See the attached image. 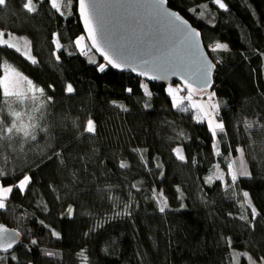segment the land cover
I'll list each match as a JSON object with an SVG mask.
<instances>
[{
    "label": "trees",
    "instance_id": "trees-1",
    "mask_svg": "<svg viewBox=\"0 0 264 264\" xmlns=\"http://www.w3.org/2000/svg\"><path fill=\"white\" fill-rule=\"evenodd\" d=\"M224 2L226 11L212 0H169L172 8L201 31L205 47L217 63L211 92L216 93L221 106L218 116L227 132L220 150L228 155L231 145L250 153L253 175L241 177L236 191H248L261 213L255 230L238 218L242 210L236 201L240 197L234 200L222 181L205 183V177L215 171L214 164L219 163L226 172L227 162L214 155L211 132L206 122L196 121L195 109L181 112L174 108L169 86L147 83L109 66L100 72L99 65L105 62L96 52L80 54L71 43L84 35L78 0H73L71 14L65 11L64 16L48 4L37 14H25L20 0H9L6 8H0V28L32 41L31 54L40 63L32 65L11 49L0 48V56L43 87L53 101L45 109V119L37 121L48 128L47 133L37 130L35 141L21 140L0 151V169L9 173L0 178L5 186L14 184L24 173L32 176L30 190L23 194L15 190L9 207L0 210V224L23 236L15 249L18 260L9 258L7 264H81L77 256L81 249L86 250L90 264H232L231 249L223 237L232 238L233 249L254 257L264 255V135L253 128L256 143L250 148L249 137L239 123L247 119L264 124L260 119L264 117V57L259 55L264 53V0ZM205 4V16L198 19ZM194 7L195 14L189 11ZM56 32L62 34L65 45L59 61L53 55L52 34ZM217 42L228 44L229 50L212 52L209 46ZM93 57L97 59L94 69L99 72L95 78H83ZM141 82L153 93L150 100ZM67 83L76 92L67 94ZM128 88L132 93L126 91ZM113 100L128 111L112 105ZM146 102L151 107L144 108ZM89 115L97 123L96 136L81 135L82 128L73 126V121L82 124ZM23 118L27 122V116ZM177 146L183 148L187 161L176 158L172 149ZM134 148L147 150L143 153L147 165ZM53 151L61 152L63 164ZM237 155L231 153L233 158ZM120 161L129 167L120 168ZM156 163L163 168H156ZM177 186L183 193L182 201L177 198ZM153 188L163 189L168 197L165 213H160L149 198ZM126 203L132 204L131 215L115 216L125 210ZM181 203L186 207L181 208ZM69 205L75 209L71 218L61 215ZM39 221L59 232L61 238L53 237ZM98 223L103 227L90 231ZM32 239L38 245H32ZM46 252L54 255H44ZM240 264L247 261L241 257Z\"/></svg>",
    "mask_w": 264,
    "mask_h": 264
},
{
    "label": "snow or ice",
    "instance_id": "snow-or-ice-1",
    "mask_svg": "<svg viewBox=\"0 0 264 264\" xmlns=\"http://www.w3.org/2000/svg\"><path fill=\"white\" fill-rule=\"evenodd\" d=\"M9 0H0V8H6L8 6ZM218 9L228 10V5L224 0H212ZM44 4H48L51 9L64 16L65 11L71 14V9L73 7V0H20L19 7L24 11L25 14H37ZM169 4V0H150L146 5H141L145 7L149 12L157 16L164 24V26L181 36V45L183 52L181 55H174L172 53H163L156 57L155 59L149 57L145 58L141 56L139 59L144 66V70L138 72V75L145 77L147 80H166L169 75H177L178 73L183 74L186 71H192L193 75L196 77L199 88L194 89L193 84L188 80H184L183 75L181 79L184 80V85L187 90L186 96H179L180 91L185 90V88H173L169 85L167 91L169 96L172 98V106L181 112H188L190 109L195 108L196 115L195 119L198 123L206 122L208 129L211 132L213 138V149L214 155L221 157L222 161H226V172L221 170L220 164H214V172H211L205 177V183L212 185L215 181L224 182V189L228 194L235 200L236 197H240L236 202L239 204L242 210L239 215L241 221H245L247 226L251 230H255L257 227V217L261 216L248 191L237 192L238 181L241 177H251L253 172L249 169V159L250 153L246 152L244 147L237 146L235 149L228 146V155H225L220 150V144L224 141V137L227 135L225 122L222 118L218 117L220 111V104L218 102H213L215 97V91L207 94V101L204 103L197 102L193 100V93L195 91L204 92L213 86L211 76L213 70L217 67V63L208 60L201 50L200 36L201 32L195 27L189 24L188 20L180 15L179 12L172 11L166 5ZM102 7L97 0H78V11L84 23V28L86 30V36H77L71 41L72 44L79 50L80 54L87 56L88 52L94 48L97 52H100L106 63H101L99 65V71L104 72L108 66L116 69L130 68L131 71L137 72V68L132 66L130 55L122 50L121 46L112 38H109L105 33L103 21L100 19L99 9ZM205 9L207 5L201 6V10L197 16L198 19H202L205 16ZM192 13H197V8L189 9ZM95 20V22H94ZM61 33L56 32L52 34V42L55 45V51L53 55L56 61L61 59L59 53H61L65 45L61 42ZM91 42V47L84 43L85 39ZM21 41L23 45L21 46ZM32 41L26 37L17 36L11 31H6L0 28V48L11 49L16 53L23 55L32 65H37L40 61L35 55L31 54ZM105 46L111 50L112 54L106 50ZM212 52H217L218 50H229V46L226 43H215L209 46ZM72 53H69L71 55ZM261 57H264V53H259ZM91 63H96L95 60L90 58ZM0 67L3 68V75H0V151L6 148H10L13 143H20L21 140L24 141H35L37 130L41 132H48L46 126L42 127L37 121L45 119V109L53 101V97L46 94V90L35 84V82L29 77L23 75L21 72L12 68L3 57L0 56ZM194 69V71H193ZM156 73V74H152ZM53 85H49L48 88H53ZM140 87L143 90L145 96L150 100L153 93L149 90V86L146 82H141ZM64 91L67 94H73L76 89L71 83L65 85ZM127 92L132 93V89H126ZM189 101L190 103L185 105L184 101ZM111 104L119 108L121 111L127 112V107L118 102L111 101ZM17 107L21 110H16ZM151 107V104L146 102L144 108ZM38 114V115H37ZM24 116H27V122L24 120ZM264 119V117H260ZM239 123L243 125L244 131L249 137V147L251 148L254 143L252 129L256 128L258 130V135H264V124H261L259 120L249 121L247 119L241 120ZM73 126L78 130L82 128L80 134L85 133L90 136H96L98 134V126L94 119L89 115L82 124H76L73 121ZM239 131V129H237ZM182 136L183 133H180ZM219 136V138H218ZM133 152L140 155L141 160L147 165L148 161L144 159L143 153L146 149H132ZM238 155L233 158L231 156L232 152ZM176 158L179 161H187V157L184 155V150L182 147L177 146L172 149ZM264 153V149H262ZM53 155L60 161L61 164L64 163L61 152L53 151ZM49 159L52 157L49 156ZM155 159V158H153ZM254 159V157H253ZM192 163L195 164V158L192 159ZM156 168L162 169L163 165L156 163ZM120 168L129 167L126 161H120ZM8 172L0 169V178L7 177ZM163 171L160 172V176H163ZM226 176L229 178L226 180ZM32 183V176L24 173L22 178L17 179L14 184L5 186L0 182V210H6L9 207V197L18 190L23 194L29 189V185ZM132 188H136L133 184ZM139 191V189H137ZM178 199L183 200V193L181 192L179 186H177ZM152 194L149 197L153 200L157 206L160 213H165L169 208L168 197L165 195L163 189L153 188L151 190ZM59 198V197H57ZM111 199V197H109ZM46 207V206H45ZM124 211L116 212L115 216L121 215H131L129 209L132 208L131 203H126L123 205ZM181 208L186 207L183 203L180 205ZM250 210V214H249ZM75 213V209L72 205H69L65 211L61 214L66 215L71 218ZM232 216V213H228ZM41 225L48 228L50 234L57 239L61 238V234L51 229L50 226L44 225V221H39ZM103 227V224L98 223L90 231H95L96 228ZM20 233L16 230L9 229L3 224H0V253L5 255H0V264H7L8 259L12 261H17L18 257L15 252L14 246L20 242ZM87 235V233H86ZM225 244L231 249L229 255L231 256L232 264H240L241 257L247 261V264H264V255L254 257L250 252L238 251L232 248V238L223 237ZM32 245H38L36 239L30 241ZM27 248V245H25ZM31 251V249H28ZM107 251V249H104ZM44 255L52 256L54 253L46 252ZM77 256L81 258V264H90L88 256L85 249H81L77 253ZM28 264H31L29 261Z\"/></svg>",
    "mask_w": 264,
    "mask_h": 264
},
{
    "label": "water",
    "instance_id": "water-1",
    "mask_svg": "<svg viewBox=\"0 0 264 264\" xmlns=\"http://www.w3.org/2000/svg\"><path fill=\"white\" fill-rule=\"evenodd\" d=\"M97 2L102 5V7L99 9V14L100 19L103 21L106 35H108L109 38L114 39L121 46L122 50H125L130 55L132 66L137 68V72H133L127 67L123 69H116L111 66L109 67H111L116 72L118 71L120 73L127 74L131 73L138 79L141 78L147 83H157L163 84L165 86L171 85L172 83H179L181 86L185 87L184 80H188L193 84L194 89L199 88L198 81L193 75L192 71H186L183 74L178 73L177 75H169L166 80L156 81L147 80L145 77L138 75L139 71L144 70V66L139 59L141 56L155 59L163 53L181 55L183 52L182 45L180 43L182 39L181 36L178 33L167 29L157 16L151 14L145 7H141V5H146L149 3L150 0H97ZM166 7L172 11L178 12L170 6V3L166 5ZM180 15L183 16L182 13H180ZM184 18L187 19L186 17ZM80 22L82 23L84 34L86 35V30L84 28V23L81 16ZM188 22L197 29V27L194 26L191 21L188 20ZM87 41L91 46V42L89 40ZM200 42L201 50L206 58L216 63L215 60H212L209 51L205 47L202 33L200 36ZM105 48L110 54H112L110 49H108L106 46ZM92 49L104 60L100 52H97L94 48ZM104 62L106 63L105 60ZM216 69L217 67L213 70L211 76L213 86L209 89H206L205 91H211L213 89L215 84L214 78L217 72ZM181 75H183L184 80L181 79ZM194 93L204 92L195 91ZM5 227L9 228L7 225ZM19 239L20 242L14 246L15 249H17V247L22 242V234L20 235Z\"/></svg>",
    "mask_w": 264,
    "mask_h": 264
},
{
    "label": "rangeland",
    "instance_id": "rangeland-1",
    "mask_svg": "<svg viewBox=\"0 0 264 264\" xmlns=\"http://www.w3.org/2000/svg\"><path fill=\"white\" fill-rule=\"evenodd\" d=\"M85 35V34H84ZM86 36V35H85ZM84 43L86 44V45H88V47L90 48L91 46H90V44L88 43V41H87V38L85 39V41H84ZM23 45V41H21V46ZM92 51H93V49H91ZM90 50V51H91ZM92 60H97L96 59V57H95V59H94V57L92 58ZM95 65H96V63H91L90 62V66H92L91 68H89L88 69V71H85V73L82 75V77L83 78H86V77H88V78H90V79H92V78H95L96 77V74L99 72L97 69V71H95V69H94V67H95ZM12 67V66H11ZM12 68H14V67H12ZM17 70V69H16ZM17 71H19V70H17ZM19 72H21V71H19ZM22 73V72H21ZM23 74V73H22ZM24 75V74H23ZM169 86V85H168ZM171 86L173 87V88H181V85L179 84V83H172L171 84ZM208 93H211V91H207V92H204V93H202V94H200V96H194L193 97V100L194 101H197V102H201V103H204V102H206L207 101V94ZM178 95L179 96H185V94H182V91H180L179 93H178ZM185 102V101H184ZM213 102H216V98L214 97L213 98ZM19 109V107H17V109L16 110H18ZM193 110L195 109V108H192ZM19 110H21V108L19 109ZM196 110V109H195ZM197 111V110H196ZM196 111H195V114L194 115H196ZM219 117V116H218ZM220 118V117H219ZM222 170V169H221ZM229 178L226 176V180H228Z\"/></svg>",
    "mask_w": 264,
    "mask_h": 264
},
{
    "label": "built area",
    "instance_id": "built-area-1",
    "mask_svg": "<svg viewBox=\"0 0 264 264\" xmlns=\"http://www.w3.org/2000/svg\"><path fill=\"white\" fill-rule=\"evenodd\" d=\"M182 94H185V96L187 95V91L186 90H183L182 91ZM184 103H188V101L186 100Z\"/></svg>",
    "mask_w": 264,
    "mask_h": 264
}]
</instances>
